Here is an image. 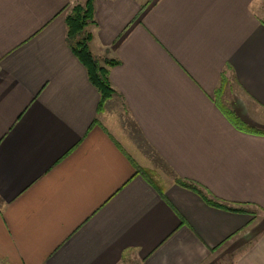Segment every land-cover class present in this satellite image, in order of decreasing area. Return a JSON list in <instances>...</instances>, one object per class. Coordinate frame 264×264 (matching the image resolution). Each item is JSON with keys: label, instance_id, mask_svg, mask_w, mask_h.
Listing matches in <instances>:
<instances>
[{"label": "crops", "instance_id": "0c3cea01", "mask_svg": "<svg viewBox=\"0 0 264 264\" xmlns=\"http://www.w3.org/2000/svg\"><path fill=\"white\" fill-rule=\"evenodd\" d=\"M85 1L0 0V264H264V0H94L100 109Z\"/></svg>", "mask_w": 264, "mask_h": 264}, {"label": "trees", "instance_id": "16d2710c", "mask_svg": "<svg viewBox=\"0 0 264 264\" xmlns=\"http://www.w3.org/2000/svg\"><path fill=\"white\" fill-rule=\"evenodd\" d=\"M262 23L264 25V18H262ZM94 24V0H86L84 3L71 5L65 15L66 43L79 62L85 67L90 83L98 91L100 95L98 108L100 109L115 93L108 78V67L117 64L118 61L106 58L104 60V64H101L100 60L90 51L89 44L92 40L93 34L89 27ZM234 123L239 127V129L244 128L245 130L251 132L261 131L258 128L244 126L243 123ZM140 171L149 182L153 183L151 171L147 169H142ZM175 181L178 184L197 192L206 202L221 207V204L209 200L205 195L206 193L196 183L186 181L179 177H177ZM153 185L159 189L155 183H153ZM222 207L226 208L224 205H222ZM232 210L239 212L243 211L241 208H235Z\"/></svg>", "mask_w": 264, "mask_h": 264}, {"label": "rangeland", "instance_id": "374dc122", "mask_svg": "<svg viewBox=\"0 0 264 264\" xmlns=\"http://www.w3.org/2000/svg\"><path fill=\"white\" fill-rule=\"evenodd\" d=\"M76 3H81V2H76ZM76 3H74V4H76ZM89 29H90V28H89ZM227 96L229 97V98L227 99V102H228V101H230V98H231V97H230V95H228V93L226 94V97H227ZM247 123H248V122H247ZM248 124H250V123H248ZM229 264H231V262H230Z\"/></svg>", "mask_w": 264, "mask_h": 264}]
</instances>
